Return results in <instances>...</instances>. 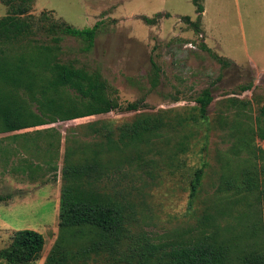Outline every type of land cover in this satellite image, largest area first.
<instances>
[{
  "label": "rangeland",
  "instance_id": "374dc122",
  "mask_svg": "<svg viewBox=\"0 0 264 264\" xmlns=\"http://www.w3.org/2000/svg\"><path fill=\"white\" fill-rule=\"evenodd\" d=\"M203 5L206 11L199 31L184 20L185 16L197 20L194 0H36L31 10L36 16L47 11L77 28L99 23L91 50L85 49L83 39L63 34L60 60L99 70L118 91L122 106L142 97L148 103L139 111L120 110L38 127H55L63 133L60 169L67 149L104 139L98 129L110 130L164 111L175 119L188 116L174 133L160 127L162 134L150 150L143 141L139 146L145 152L131 165L112 170L95 184L131 206L128 210L136 217L131 226L134 234H145L156 243L168 242V247L201 231L213 232L209 223L200 222L230 195L241 201L231 215L219 218V225L221 232L233 225L230 235L236 239L244 227L239 224L243 220L233 216L252 204L254 196L236 187L227 189L224 183L233 179L239 185L240 174L247 171L264 177V139L257 134L259 125H264V0H203ZM7 13V5L0 1V17ZM215 54L232 63L222 66ZM152 60L162 69L156 88L150 82ZM250 83L251 89L241 90ZM207 87L212 88L214 100L208 119L202 120L196 98ZM200 168L204 175L192 201L191 181ZM60 169L29 189L15 188L26 182L28 174L17 160L4 167L0 159V249L10 243L15 230L33 229L44 235L46 243L31 264L47 263L60 232ZM10 174L17 182L7 178ZM0 264L5 263L0 259ZM80 264L136 263L123 252H115L92 254Z\"/></svg>",
  "mask_w": 264,
  "mask_h": 264
},
{
  "label": "trees",
  "instance_id": "16d2710c",
  "mask_svg": "<svg viewBox=\"0 0 264 264\" xmlns=\"http://www.w3.org/2000/svg\"><path fill=\"white\" fill-rule=\"evenodd\" d=\"M0 1L8 7V13L0 17V135L9 133L0 136V159L4 167L17 160L24 172L45 166L54 172L60 169L61 131L55 127L16 131L120 110L139 111L148 106L145 97L122 106L118 91L111 88L99 70L60 60L63 34L83 39L85 49L91 50L99 23L77 28L66 20L54 19L47 11L39 16L32 14L36 0ZM194 4L197 20L189 16L184 20L199 31L203 0H194ZM40 34L50 38L46 41ZM202 47L212 52L206 44ZM215 57L224 67L232 63L217 54ZM161 72V67L152 60V88L160 84ZM252 87L250 83L241 90ZM213 100L211 87L197 96L200 119H208ZM177 117L172 118L164 111L162 115H146L110 130L98 129L104 139L66 150L60 169L63 180L60 232L46 264H80L92 254L115 252H123L136 264H264V177L257 171L241 173L243 179L239 185L233 179L224 183L227 189L236 187L241 193L254 196L252 204L233 216L235 220H243L239 224L244 227L236 239L230 235L233 225H227L223 232L219 225V218L231 215L241 201L230 195L223 198L220 206L215 204V212L205 214L200 222L209 223L215 228L213 232L201 231L200 235L183 238L169 247L168 242L156 243L145 234H134L131 226L136 217L128 210L131 206L115 200L117 195L107 188L95 186L102 177H109L112 170L122 171L145 152L139 146L143 141L150 150V145L162 134L160 127L171 134L188 120V116ZM257 134L264 139V125H259ZM203 175L204 169L200 168L191 181L192 201L198 195ZM45 243L44 235L36 230H15L10 243L0 249V259L5 264H31L41 256Z\"/></svg>",
  "mask_w": 264,
  "mask_h": 264
},
{
  "label": "crops",
  "instance_id": "0c3cea01",
  "mask_svg": "<svg viewBox=\"0 0 264 264\" xmlns=\"http://www.w3.org/2000/svg\"><path fill=\"white\" fill-rule=\"evenodd\" d=\"M205 8H204V12H203V16H204V14H205ZM205 36H206V34H205ZM45 126V125H44ZM38 127H41V126H38ZM38 127H35V128H30V129H32V130H35V129H45V128H47V127H45V128H38ZM25 131H31V130H29V129H24V130H21V131H16L15 133H20V132H25ZM3 136H5V135H9V133H7V134H2ZM24 172V171H23ZM50 173H56V172H54V171H50V170H48V169H46V166H45V168L44 169H37V170H35L34 172H25V174H28L27 175V180H26V182H24L23 180H21V181H23L22 183H20V184H17V185H15V188H28L29 189V187H31V186H35L36 184H38L39 182H41L42 180H46V178H49V176H50ZM12 177L11 179H13V181H12V183L13 182H17L16 181V179L14 178V176L13 175H8V179H9V177ZM58 177V181L60 180L59 178H60V176H57ZM11 179H9V180H11ZM40 185V184H39ZM38 185V186H39ZM59 194H60V196H59V199H60V197H61V188H60V190H59ZM24 197H28V195L27 196H24Z\"/></svg>",
  "mask_w": 264,
  "mask_h": 264
}]
</instances>
